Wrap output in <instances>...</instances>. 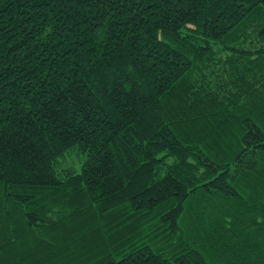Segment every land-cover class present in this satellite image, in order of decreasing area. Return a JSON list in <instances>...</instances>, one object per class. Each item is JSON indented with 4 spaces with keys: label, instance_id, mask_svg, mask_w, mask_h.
I'll return each mask as SVG.
<instances>
[{
    "label": "trees",
    "instance_id": "obj_1",
    "mask_svg": "<svg viewBox=\"0 0 264 264\" xmlns=\"http://www.w3.org/2000/svg\"><path fill=\"white\" fill-rule=\"evenodd\" d=\"M0 264H264V0H0Z\"/></svg>",
    "mask_w": 264,
    "mask_h": 264
},
{
    "label": "rangeland",
    "instance_id": "obj_2",
    "mask_svg": "<svg viewBox=\"0 0 264 264\" xmlns=\"http://www.w3.org/2000/svg\"><path fill=\"white\" fill-rule=\"evenodd\" d=\"M69 155H71L72 157H74V158H76L77 157V155L75 154V152L73 151V152H70L69 154H68V156ZM81 159H82V157H81ZM79 169V165L77 166V170Z\"/></svg>",
    "mask_w": 264,
    "mask_h": 264
}]
</instances>
